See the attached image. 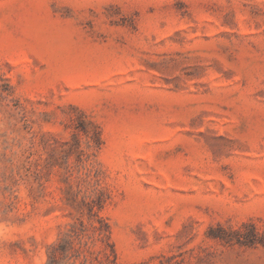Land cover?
Returning <instances> with one entry per match:
<instances>
[{
  "label": "rangeland",
  "instance_id": "obj_1",
  "mask_svg": "<svg viewBox=\"0 0 264 264\" xmlns=\"http://www.w3.org/2000/svg\"><path fill=\"white\" fill-rule=\"evenodd\" d=\"M64 239L264 264V0H0V264Z\"/></svg>",
  "mask_w": 264,
  "mask_h": 264
},
{
  "label": "trees",
  "instance_id": "obj_2",
  "mask_svg": "<svg viewBox=\"0 0 264 264\" xmlns=\"http://www.w3.org/2000/svg\"><path fill=\"white\" fill-rule=\"evenodd\" d=\"M98 233L99 239L102 242L108 243L109 241V232L108 230H101L100 228L95 229ZM71 242L68 239H64L62 240L60 243H58L57 245L52 247V251H51V258H52V263L54 264L56 262L55 258H56V254L57 252H59L61 255L65 254L68 249L70 248ZM115 257L114 251L111 250V253H106L105 255L107 258H109L110 255H112Z\"/></svg>",
  "mask_w": 264,
  "mask_h": 264
}]
</instances>
